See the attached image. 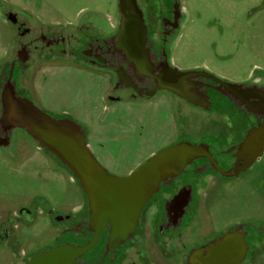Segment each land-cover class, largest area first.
I'll list each match as a JSON object with an SVG mask.
<instances>
[{"label":"rangeland","instance_id":"rangeland-1","mask_svg":"<svg viewBox=\"0 0 264 264\" xmlns=\"http://www.w3.org/2000/svg\"><path fill=\"white\" fill-rule=\"evenodd\" d=\"M0 2L21 13L32 11L36 15L33 26L52 29L61 27L57 22H64L66 8L70 30L83 22L111 25L119 13L118 0ZM138 2L143 4V0ZM180 2L184 17L170 46V61L176 68L204 69L233 83L255 77L264 80V0ZM15 40L12 26L0 15V63L13 55ZM24 87L41 109L71 115L86 130L98 162L118 177L128 176L183 137L197 142L206 127V114L166 90L147 100L120 93V101H110L113 75L69 59L32 63ZM84 201L69 171L39 149L26 132L16 129L11 145L0 146V218L33 206L37 216L30 225L19 223L14 242L0 244V264L17 263L15 251L26 253L18 263L24 264L30 256L49 249L58 241L60 229L45 211L69 212ZM260 221H264V156L242 179L205 187L193 233L202 241L239 223ZM139 246L151 253L155 264H175L161 258L154 245ZM185 255L182 251L176 264H185Z\"/></svg>","mask_w":264,"mask_h":264},{"label":"flooded vegetation","instance_id":"flooded-vegetation-1","mask_svg":"<svg viewBox=\"0 0 264 264\" xmlns=\"http://www.w3.org/2000/svg\"><path fill=\"white\" fill-rule=\"evenodd\" d=\"M137 3L146 26L144 45L140 50H130L129 42L124 40L129 36L123 38L120 34L122 17L119 13L111 25L83 22L72 28L70 33H65L44 26H32L30 21L21 19L18 13L0 2V15L16 34L13 55L0 63V97L7 84H14L18 96L31 100L24 87V78L32 63L59 59H69L111 73L113 89L108 97L110 101H120L122 93L132 99L155 97L162 91L159 87L163 75L176 68L170 61V46L180 29L184 13L180 0H143V4L137 0ZM134 53L141 55L140 65L130 59ZM195 80L203 84L200 92L207 100V109L194 106L168 92L206 114V127L197 135V142L183 137L177 143L205 144L209 147L210 156L194 160L179 176L162 183L160 190L142 209L131 238L120 244L114 238V232L123 229L126 223L113 222L110 217L113 212L100 209V215L95 217L85 194V201L69 212L55 213L47 209L46 214L60 229L58 241H53L56 243L49 249L67 243L76 246L93 244L79 264H155L151 253L139 248L141 244L146 249L154 245L161 258L175 264L181 252L186 251L185 264H188L192 250L221 237L238 225H244L243 230L247 233L245 240L250 249L242 264L264 263V260L260 263L257 261L260 257L264 259V252H258L264 249V221L239 223L218 236L202 241L193 233L201 207V192L205 187L242 179L264 156V118L250 113L244 106H237L215 89L218 84L214 81L204 77ZM241 83L264 86V80L258 77ZM43 111L56 118L75 121L67 113ZM14 131H5L0 126V144L7 145L1 147L11 145ZM34 207L7 212L6 216L0 218V244L17 239L15 230L19 228V223L30 225L33 222L37 216ZM96 235L99 237L96 238ZM255 251L258 252L256 255ZM21 253L15 251L18 261L26 257V253ZM34 256H30L25 263Z\"/></svg>","mask_w":264,"mask_h":264},{"label":"water","instance_id":"water-1","mask_svg":"<svg viewBox=\"0 0 264 264\" xmlns=\"http://www.w3.org/2000/svg\"><path fill=\"white\" fill-rule=\"evenodd\" d=\"M122 17L120 34L130 50L143 48L146 36L143 12L137 0H118ZM126 49V48H125ZM130 59L140 65L141 55ZM204 77L218 84L215 89L229 97L237 106L264 118V86L233 83L205 70L182 71L171 68L163 75L161 90L169 91L188 103L207 109V100L200 92L203 86L196 78ZM0 126L5 131L21 129L69 170L99 216V209L108 213L116 223H126L114 232L120 244L133 235L146 203L162 183L179 176L194 160L210 156L205 144L179 142L153 155L146 163L125 177L110 174L95 158L87 143L86 131L69 118H56L38 108L31 100L18 96L14 84H7L0 97ZM264 131V128H263ZM0 146H7L0 144ZM94 208V209H93ZM244 225H238L221 237L191 251L188 264H242L250 249L245 240ZM99 235H96V238ZM93 244L70 243L58 245L35 255L25 264H79Z\"/></svg>","mask_w":264,"mask_h":264},{"label":"crops","instance_id":"crops-1","mask_svg":"<svg viewBox=\"0 0 264 264\" xmlns=\"http://www.w3.org/2000/svg\"><path fill=\"white\" fill-rule=\"evenodd\" d=\"M12 11H14L15 13H18V15H19V17L21 18V19H24V20H27V21H30V23L32 24V26L33 25H36V24H34V22H33V20L32 19H34L35 17H36V15H35V13H33L32 11H27V10H23V11H25V12H22L23 13V15H21L22 13L21 12H19V11H17V10H14V9H12ZM65 11V13H63V16H64V18H65V20H64V22L63 23H61V22H57V23H60L61 24V27L60 28H54L56 31H62V32H65V33H70V19L68 18V15H67V8H66V10H63V12ZM112 19V18H111ZM33 22V23H32ZM8 24V23H7ZM65 26H67V27H65ZM13 28V27H12ZM14 30V29H13ZM14 32H15V30H14ZM15 42V41H14ZM15 48V47H14ZM13 51H14V49H13ZM11 53H13V52H11ZM11 55V54H10ZM19 263V261H18V259H17V263H14V262H12V264H18Z\"/></svg>","mask_w":264,"mask_h":264}]
</instances>
